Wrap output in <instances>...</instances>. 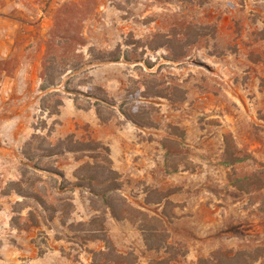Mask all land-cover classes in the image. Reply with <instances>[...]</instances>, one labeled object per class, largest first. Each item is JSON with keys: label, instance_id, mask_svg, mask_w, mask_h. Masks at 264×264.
I'll return each mask as SVG.
<instances>
[{"label": "rangeland", "instance_id": "rangeland-1", "mask_svg": "<svg viewBox=\"0 0 264 264\" xmlns=\"http://www.w3.org/2000/svg\"><path fill=\"white\" fill-rule=\"evenodd\" d=\"M42 3L0 58V264L264 247V0Z\"/></svg>", "mask_w": 264, "mask_h": 264}, {"label": "crops", "instance_id": "crops-1", "mask_svg": "<svg viewBox=\"0 0 264 264\" xmlns=\"http://www.w3.org/2000/svg\"><path fill=\"white\" fill-rule=\"evenodd\" d=\"M43 0H0V58H7L16 50L18 39L26 38L34 25V19L41 17V24L49 19L43 11ZM38 3L39 7L33 11L29 4ZM34 3V4H35ZM29 7V8H28ZM36 14V16H34ZM38 17V18H37ZM30 27V28H29ZM6 72V71H5ZM8 88L9 85H6ZM12 87L10 85V89Z\"/></svg>", "mask_w": 264, "mask_h": 264}, {"label": "trees", "instance_id": "trees-1", "mask_svg": "<svg viewBox=\"0 0 264 264\" xmlns=\"http://www.w3.org/2000/svg\"><path fill=\"white\" fill-rule=\"evenodd\" d=\"M233 161H239V158H233L231 157V162ZM248 177H245L243 179H238L236 180V184L242 183L245 180H247ZM148 237L151 238V236L154 237H159L162 234H154L152 231H149L147 233ZM156 242V246H148V249H153L155 251L159 250H167V247H170V244L167 243L166 239L163 238H156L154 240ZM147 246V245H146ZM171 257H165L163 259L155 260V261H150L147 263H140V264H169L171 260H174L176 257L174 254L170 255ZM260 257H264V247H256L252 250H239L233 253H225L221 258H212L211 260L209 259H200V264H252L255 260H257Z\"/></svg>", "mask_w": 264, "mask_h": 264}]
</instances>
